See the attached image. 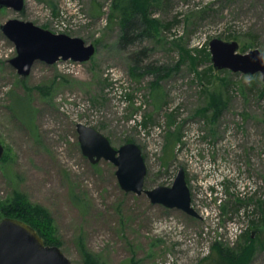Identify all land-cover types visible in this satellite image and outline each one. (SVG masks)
I'll list each match as a JSON object with an SVG mask.
<instances>
[{
	"label": "rangeland",
	"instance_id": "374dc122",
	"mask_svg": "<svg viewBox=\"0 0 264 264\" xmlns=\"http://www.w3.org/2000/svg\"><path fill=\"white\" fill-rule=\"evenodd\" d=\"M144 1L153 36L127 49L111 0H24L21 12L0 9V26L19 19L96 48L88 62H36L23 78L0 30V204L17 189L46 209L72 264H84L83 251L99 264H225L218 251L241 248L242 264H264V83L259 73L214 71L208 50L220 39L237 42L239 53L264 52V0ZM140 50L143 64L169 68L156 89L153 76L129 74ZM214 94L226 101L215 122ZM78 123L116 149L138 145L146 190L172 186L183 169L200 218L124 192L112 163L82 154Z\"/></svg>",
	"mask_w": 264,
	"mask_h": 264
},
{
	"label": "water",
	"instance_id": "95a60500",
	"mask_svg": "<svg viewBox=\"0 0 264 264\" xmlns=\"http://www.w3.org/2000/svg\"><path fill=\"white\" fill-rule=\"evenodd\" d=\"M21 12L24 0H0V9ZM3 35L10 40L16 56L9 60L17 74L25 78L36 62L48 66L58 61L88 62L95 54V46L81 38L67 34H55L19 19H10L0 26ZM210 62L214 71H229L233 74L253 76L260 74L264 83V52L252 49L239 53L235 41L212 39L209 42ZM78 142L82 154L90 163L108 161L116 167L115 176L119 187L126 193L145 194L152 204L167 209H177L200 218L191 207V195L183 169H179L172 186L144 188L146 166L141 149L135 143H125L114 148L109 140L95 129L78 123ZM4 147L0 144V160ZM0 264H72L58 246L46 245L38 233L27 223L5 217L0 220Z\"/></svg>",
	"mask_w": 264,
	"mask_h": 264
},
{
	"label": "trees",
	"instance_id": "16d2710c",
	"mask_svg": "<svg viewBox=\"0 0 264 264\" xmlns=\"http://www.w3.org/2000/svg\"><path fill=\"white\" fill-rule=\"evenodd\" d=\"M111 9L119 18V24L121 29L120 47L127 49L129 46L137 45L145 37H152V28L155 21L151 19L147 13L148 6L144 0H111ZM246 51V47L242 48ZM147 55L145 50L131 56V67L129 74L131 77L140 78L144 75L153 76L151 82L152 88L156 89L159 86L162 78L168 76L169 68L164 66H154L152 64H143ZM211 72L212 69L209 68ZM40 91L45 94L43 89ZM226 101L221 95L211 96L212 107V120L217 121L226 108ZM179 139L178 133L173 134L168 138L165 151L175 145L174 140ZM3 161L6 160V156L3 155ZM0 213L2 218L10 217L21 220L30 225L38 235L43 239L46 245L60 246V243L53 237L52 219L47 212L40 205L31 204L27 197L17 189L11 192L10 198L6 199V202L0 204ZM240 217L249 219L248 212H239ZM236 252V251H235ZM84 264H99L92 255L83 251ZM240 253H247L244 248L239 249L236 253L228 250H219L218 254L222 256L225 264H242L243 256Z\"/></svg>",
	"mask_w": 264,
	"mask_h": 264
},
{
	"label": "bare ground",
	"instance_id": "6f19581e",
	"mask_svg": "<svg viewBox=\"0 0 264 264\" xmlns=\"http://www.w3.org/2000/svg\"><path fill=\"white\" fill-rule=\"evenodd\" d=\"M133 143V142H132Z\"/></svg>",
	"mask_w": 264,
	"mask_h": 264
}]
</instances>
